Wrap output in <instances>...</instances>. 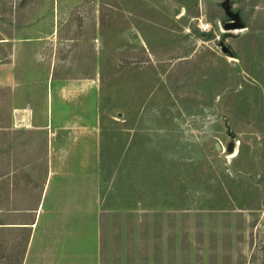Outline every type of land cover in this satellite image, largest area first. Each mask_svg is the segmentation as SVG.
<instances>
[{"label": "rangeland", "instance_id": "374dc122", "mask_svg": "<svg viewBox=\"0 0 264 264\" xmlns=\"http://www.w3.org/2000/svg\"><path fill=\"white\" fill-rule=\"evenodd\" d=\"M3 40L97 81L101 158L90 228L23 227L44 149L0 87V264H264V0H0Z\"/></svg>", "mask_w": 264, "mask_h": 264}, {"label": "crops", "instance_id": "0c3cea01", "mask_svg": "<svg viewBox=\"0 0 264 264\" xmlns=\"http://www.w3.org/2000/svg\"><path fill=\"white\" fill-rule=\"evenodd\" d=\"M31 49L35 46L30 41L15 44L9 59L0 63V87L16 102L4 131L42 138L46 176L34 219L23 227L55 228L61 237L64 230L91 225L92 180L97 182L101 158L99 86L95 79L58 76L55 57L43 66H29L20 52ZM31 236L28 246L35 239Z\"/></svg>", "mask_w": 264, "mask_h": 264}, {"label": "water", "instance_id": "95a60500", "mask_svg": "<svg viewBox=\"0 0 264 264\" xmlns=\"http://www.w3.org/2000/svg\"><path fill=\"white\" fill-rule=\"evenodd\" d=\"M175 13H178V10L177 9H175ZM231 17H232V21L230 23L226 24L225 25V28L227 30L240 29L242 27V25H241V22H240L239 18L237 16H234V15H231ZM134 37L137 38V36H134ZM224 51L226 52L227 49L225 48ZM217 148L220 151L222 150V148H221L220 145H217ZM235 148H236L235 143L234 142H230L228 144L227 151L228 152H234L235 151Z\"/></svg>", "mask_w": 264, "mask_h": 264}]
</instances>
